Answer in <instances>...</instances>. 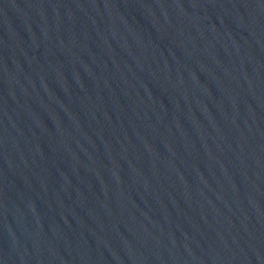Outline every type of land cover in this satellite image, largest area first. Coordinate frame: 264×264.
Wrapping results in <instances>:
<instances>
[{
	"label": "water",
	"instance_id": "95a60500",
	"mask_svg": "<svg viewBox=\"0 0 264 264\" xmlns=\"http://www.w3.org/2000/svg\"><path fill=\"white\" fill-rule=\"evenodd\" d=\"M0 264H264V0H0Z\"/></svg>",
	"mask_w": 264,
	"mask_h": 264
}]
</instances>
